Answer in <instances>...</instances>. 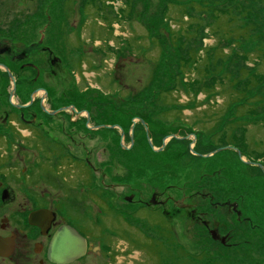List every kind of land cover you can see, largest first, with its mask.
Masks as SVG:
<instances>
[{"label":"rangeland","instance_id":"rangeland-1","mask_svg":"<svg viewBox=\"0 0 264 264\" xmlns=\"http://www.w3.org/2000/svg\"><path fill=\"white\" fill-rule=\"evenodd\" d=\"M45 2V0H0V25L8 28L14 16L16 23L22 25L33 23L30 20L35 18L34 25L40 30L44 29L47 16L52 15L56 18L55 23L59 24L57 30L62 32L65 30L68 33L70 28L72 29L70 37L67 38L71 49L83 47L89 52L90 48H93L87 41L89 38H93L95 45L109 42L111 38L110 48L114 45L118 47L122 41L126 45L132 44L133 52L127 54L118 64L115 63V59L108 61L107 69L111 70L117 65L118 70L115 72L117 78L122 79L124 85L127 84L128 90L131 89L133 92L152 91V88L156 87H171L176 90L172 94L165 93V95L172 100L167 101L169 104H183V113L177 114L174 111L173 116H180L179 118L187 123V127H191L186 129L191 133L186 139L190 141L192 153L197 144L196 136L202 131L201 128L208 131L204 136L208 139L211 137V131L219 124L220 126L229 124L227 127L231 134L233 130L235 131L238 144L242 142L245 145L243 147L245 155L241 159L243 163H264V158L260 154L264 152V0H72L64 7L57 5L62 12L61 16L54 13L58 9H53L51 13H49L50 7L41 9L40 4ZM36 6L38 7L34 10ZM63 8L70 16L67 17L63 13ZM217 20L221 23H231V28H235L234 37L239 35L240 39L228 41L223 35H219L214 29ZM52 30L56 31V28ZM110 31H115L114 35L122 37V40L114 36L110 37ZM80 37L83 43L79 42ZM85 42L87 45L84 44ZM35 46L36 49L31 47L33 53H40L43 56L44 67L51 65L50 62L53 60H50L42 50L43 45ZM77 54L70 55L75 71L81 69ZM154 64L157 72H153ZM84 69L86 70V65ZM84 72L85 79L81 81L83 78L81 74L80 76L76 74L77 81L81 84L85 81L96 84V72L91 70ZM98 76L104 79L103 73ZM106 82L101 81L102 88L103 83ZM2 84L0 80V104H7ZM9 87V92L13 95L12 87ZM232 94H234L233 99H231ZM41 95L44 96L43 93ZM143 95L142 99L146 100L148 91H144ZM17 99L14 97L13 103L18 104ZM238 101H241L240 103L248 107L251 112L241 119L251 122L246 126V130L236 129L237 126L240 127L238 124L240 121L232 117L235 113L240 116L249 113V110L235 109ZM249 101V105L246 104ZM169 104L161 107L160 110H167ZM232 122H236L237 125H232ZM25 134L27 135V132ZM107 139L112 141L109 136ZM169 141L167 140V143ZM228 142L235 146L233 139ZM103 146H106L105 141L101 143L100 139H97L92 146H88L95 149L98 147L96 150L98 162H102L106 154ZM130 146L127 144L126 148H132ZM165 146L167 147V144ZM70 149L80 157L85 155L81 146L76 147L75 150L73 147ZM36 153L39 154L38 151ZM141 155L140 152L139 157ZM42 156L37 155V160L40 161ZM223 160L224 163L218 161L213 167L205 163L203 168L205 170L206 167L211 168L213 174L203 180L199 175L200 171L204 172L201 166H189L184 169L181 162L177 161L176 169L179 173L176 178L177 184L174 186L176 191H170L168 194L172 201L185 200L198 204H170L180 208L172 222L166 221L163 215L149 214L146 211L140 222L134 223L128 229L131 236L125 239L130 247V255H139L137 264H164V258L168 261L169 256L175 258L169 264H264V242L260 241V239L264 240V216L258 207L236 201L237 209L242 213L238 216L237 211H229L228 208L218 204H211L216 200L205 192L200 191V196H206L207 199H188L189 189L191 193L197 192L206 182L209 190L217 188V194L222 192L218 190L222 182L220 177L227 178L228 168L234 167L236 162L233 155L226 156ZM185 162L189 163V160L186 159ZM56 168L58 165H44L39 180L46 175L48 169ZM239 168L234 167L233 172L238 176L237 178H241V181L255 179L256 187L262 183L255 176V171ZM122 169L124 170L113 160L110 179L104 181L96 177V184L99 187L111 181L115 182L120 178V174L117 173L119 170L121 173ZM85 170L87 167L83 163L79 167V186L76 187L80 190L54 192L51 199H62L66 204H71V200L76 197L82 202L81 204H126L124 202L126 195L129 197L135 195L136 200H152L151 196L155 189L144 187L154 186V178L144 175L143 178L127 181V176L124 183L128 186L124 187L121 183H117L115 188L112 186L113 191L106 196L101 189L95 192L87 186L91 180ZM223 173L226 175L222 176ZM127 187L128 190L125 189ZM132 188L134 192H131ZM166 192L168 191H164ZM224 200V202L233 201L235 197L228 193L227 197L224 196ZM198 215L203 216L205 224L194 221ZM208 228H211L210 231ZM211 230H218L221 237L226 238V244L214 240ZM251 239L253 242L250 241ZM245 242L252 244L251 250L248 246H243ZM202 254L203 256L197 261L195 256Z\"/></svg>","mask_w":264,"mask_h":264},{"label":"flooded vegetation","instance_id":"flooded-vegetation-1","mask_svg":"<svg viewBox=\"0 0 264 264\" xmlns=\"http://www.w3.org/2000/svg\"><path fill=\"white\" fill-rule=\"evenodd\" d=\"M36 27L33 28L36 29ZM47 28L46 25L43 30H39L41 37L36 43L31 42L29 45L30 47L36 44L43 45L42 50L50 60H53L50 62L51 65L40 67L36 64V60L31 59L22 63L20 67L36 70V79H43L42 84L53 88V92L58 93H56L58 99H61L64 94L61 87L66 77L65 64L59 56L54 54L52 47L45 45L48 39ZM70 30L67 38L71 35ZM109 36L111 37L110 33ZM67 38L66 41L69 44ZM92 39L87 40L93 47L89 52L81 47L82 53L79 57L81 69L75 71V68H72L74 83L84 93L98 91L107 96H112L119 90L121 93H127V84L124 85L122 79L117 78L115 74L118 70L117 65L111 70L107 69L108 61L115 59V63L118 64L124 58L113 57L112 48L109 45L111 38L109 42L97 45ZM79 42L83 43L82 37L79 38ZM20 44L18 41L0 39V71L7 73L9 86L13 90V95L9 92L10 87L7 90L9 95L7 104H0V264H137L139 255H130V247L125 240L131 236L128 229L134 223L140 222L146 211L149 214L163 215L166 221L172 222L180 208L170 204L198 203L185 200L172 201L169 191L161 192L160 194L163 195L161 196L156 190L152 195L155 196L154 204L150 199L136 200L135 195L124 196L126 204H81L77 197L71 200V204H66L62 199L52 200L54 192L80 190L76 187L79 186V167L83 163L87 167L85 172L91 180L87 186L92 191L96 192L100 188L107 195L110 194L113 191L112 186L115 188L118 184L105 183V186L98 187L96 177H103L104 172L106 177L109 171L97 166V148L89 147L98 139L95 133L105 129L108 130L106 133L110 138L114 134L113 130H116L114 132L121 135V141L127 144L126 127L98 120L97 117L100 119L102 115V112L96 113L99 107L83 109L72 105L54 107L51 102L55 96L50 95L44 87L33 91L23 102L17 93L16 77L8 67L15 64L16 60H24L25 54L12 55V51L19 49V46L22 47ZM84 44L87 45L86 42ZM114 48L119 49V47ZM30 53L33 54V51ZM38 56L41 59L43 57L41 54ZM84 65L86 70L96 72V84H89L86 81L81 84L77 81L76 74L79 76L81 74L83 77L81 81L85 79ZM2 67H6L9 72ZM9 73L15 80V87ZM100 73L104 74V79L98 76ZM25 76L29 80L35 79L31 70L26 71ZM114 79L115 82H113ZM102 80L104 82L107 80L106 84L103 83V88ZM117 80L124 86L122 90L118 89ZM39 93H43L44 96ZM14 97L18 98V104L13 103ZM104 116L109 121L112 117L111 110L105 112ZM138 122L133 120L131 129H135ZM146 131L148 134L147 127ZM168 138L163 140L164 144L160 148L155 147L149 140L152 150L163 151L165 144H168ZM80 146L84 149V157L71 152L70 147L75 150ZM37 155H43L40 161L37 160ZM108 156L110 154L106 151L104 159ZM46 164L58 165V168L48 169L46 175L39 180L41 170ZM121 177V184L124 187L128 186L124 183L127 177L125 169L121 170ZM128 188L125 189L128 190ZM211 204H227L226 208L232 211L228 204L233 203L212 202ZM194 221L205 224L203 216L200 215L196 216ZM210 229L208 228L209 231ZM66 230L69 231L71 245H68V249H64L68 256L59 261L56 259L58 255L55 250L56 242ZM174 260L175 258L169 256L168 261L164 258V264L172 263Z\"/></svg>","mask_w":264,"mask_h":264},{"label":"trees","instance_id":"trees-1","mask_svg":"<svg viewBox=\"0 0 264 264\" xmlns=\"http://www.w3.org/2000/svg\"><path fill=\"white\" fill-rule=\"evenodd\" d=\"M46 2L43 4H40L41 9H47L49 8V13L51 11H54L55 14H58L61 16L62 12L59 8H57V5H62L64 7L65 4H69L72 0H45ZM69 2V3H68ZM61 3V4H60ZM86 3V2H85ZM84 3V5H85ZM87 4V3H86ZM63 13H65L68 17L69 12L67 13L65 9L63 8ZM70 16V15H69ZM15 19V16H14ZM12 20L10 23V26L8 28L3 27L0 25V39H9L12 41H18L20 42L21 46H19V49L16 51H12V55L14 54H25L26 56L23 58L24 60H16L15 64H11L8 66L11 71L13 72L14 76L17 80V93L22 98L23 102L26 101V99L29 98V95L35 91L36 89L40 87H44L47 89L48 93L54 97L51 104L54 107H63V106H76L81 109L84 107H99V110L96 111V113L102 112V115L98 120H101L103 123H111L113 125L120 124L123 127H126L125 133H126V142L128 145H131L132 139H133V145L132 148L129 150L123 149L121 146V135L119 133H116L113 130V135L111 137L112 141H108V134L106 133L108 130H101L100 132L95 133V137L100 139L101 143L105 141L106 146L104 147V151L108 152L110 156L106 157L102 162H98L97 166L101 167L102 170L109 171L107 176L105 177L106 173L104 172L103 177L97 176L100 180L106 181V179H110L109 175L111 173L112 168V161L114 160V163L117 165H121L126 171H127V181L130 179H139L143 178L142 176L147 175L150 178H154L155 185L154 186H146L144 188H152L159 192V195L161 192L164 191H173L175 184H177V175L178 171L176 169L177 161L179 160L182 164V167L184 169H187L189 166H201L203 168L204 164L206 163L208 166L213 167L216 162L221 161L224 163V160L226 156L233 155L235 158L234 167L235 168H246L248 170L255 171V176L257 177L258 181H261L262 183L256 187V183L254 181H257L254 179L252 181L251 179H245L241 181V178H237L238 176L234 174V167L231 166L228 168V177H223V179L220 177L221 185L219 186L218 190H222V192H219L220 194H217V188H213L212 190L208 189L207 182L205 185L202 186L197 192L191 193L189 189V198L190 200H198V198H204L207 199L206 196H200L202 192L207 193L211 198L213 197V200H216V202H224V196L227 197L228 193L234 195L235 200L230 201L227 200L230 203H237L236 201H239L241 203H247L250 205H254L255 207H258L262 216H264V163H251V162H245L241 160V157L243 158L244 144L239 145L236 138V133L233 130L232 134L230 133V130L228 129V125L225 126H217L211 131V137L208 139L205 138L206 131L205 128H201L202 131L199 132L196 136V146L194 147V153L190 150V141L185 139L186 136L190 135L191 133L186 130L187 123L184 120H181L180 116H173L174 111L177 112V114L183 113V104L177 105L176 103L169 104L167 101L171 102L172 100L167 98L165 93H174L176 90H174L171 87H156L152 88V91L150 90H143L148 91L147 99L143 100L142 97L143 92L135 91L133 92L131 89L128 90L127 93H121L120 90L112 96L104 95L100 92H94L90 91L87 93H84L80 90L78 86L74 83L73 76H72V68L74 67L72 65V61L70 58L71 54L78 53L79 57L81 56L82 49L81 48H70L69 44L66 41L67 38V32L64 30V32L57 30V27L59 24L55 23V19L52 15H48L45 21L44 26H48L46 36H47V43L45 42V45H49L52 47L55 51L54 54L59 56L65 66H64V75L65 81L63 82V86L61 87L64 90V94L61 97V99H58L57 92H53V88L45 87L42 84L43 79H39L35 77L36 70L31 68H23L20 67L22 63L28 62L31 59L36 60V64L40 67H44L45 64L42 61V59L38 56V54H31V51H34L30 47V43H36L38 39L41 37V33L39 30L34 29L33 27L36 26L34 23H36L35 18L33 20H30L33 23H27L25 25L17 24L16 20ZM56 28V31H53L52 29ZM217 33L220 35H223V37L226 40L231 39H240V36H235L234 29L231 28V23L227 22H220V20H217L215 22V27ZM43 30V29H40ZM114 30V29H113ZM237 31V30H236ZM115 31H110L111 37L114 36V38L122 40V37H117L114 35ZM152 42H154L152 38ZM119 49L112 48V55L113 57H119L124 58L127 54H131L133 52V46L132 44L126 45L124 41L120 42ZM172 43V41L170 42ZM37 45V44H36ZM156 45V44H154ZM36 46L34 45L33 48ZM222 55V54H220ZM216 57V54H214ZM38 61V62H37ZM155 63V62H154ZM63 64V63H62ZM155 64L153 65V72H157V69L154 68ZM31 70L33 72V75L35 79H27L25 76L26 71ZM1 74V82L3 83V89L4 93L6 94L7 100H8V94L7 90L9 88V78L7 73L0 71ZM155 75V73H154ZM115 82V79L113 80ZM118 89H121L122 84L119 80L116 81ZM115 84V83H114ZM117 89V90H118ZM122 90V89H121ZM124 92V91H123ZM57 93V94H56ZM234 94H232L231 99H233ZM239 100H241L239 98ZM241 101H238L236 103L235 109H245L246 111L249 110L248 107H245V105H242L243 103H240ZM250 101L246 104L249 105ZM168 105L167 110H160L161 107ZM178 106V108H177ZM252 111L254 112L253 107L251 106ZM111 110V119L108 121L105 119V112L108 110ZM235 111V110H234ZM234 114V112H233ZM251 114L250 110L249 113H243V116L237 115L235 113L234 116H232L234 119L239 120L238 123L240 125L237 126L236 129H247L246 126L250 125L251 122L248 121H241L243 117L248 116ZM238 116V117H235ZM138 119L139 122L136 124L135 129L133 130V133L131 134V126L133 124V120ZM85 120V119H84ZM184 122V123H183ZM238 122V121H237ZM145 125H144V124ZM233 123V124H232ZM232 125H237L236 122H232ZM230 124V125H231ZM148 128V134L146 131V127ZM191 128V127H189ZM235 128V127H233ZM84 130V129H83ZM188 131V132H187ZM149 135V136H148ZM176 136V138H172L168 144L167 147L161 151V152H154L149 144V140L152 141L153 145L155 147L160 148L163 144V140L165 138ZM233 139L235 142V146L233 144L229 143L228 140ZM99 148L101 145L98 146ZM97 147V149H98ZM227 147H234L235 149H225ZM106 149V150H105ZM219 149H225L221 152L216 153L212 157H206L214 152H216ZM141 152V157H139V154ZM238 152H240L241 157L238 155ZM262 157L264 158V152L260 153ZM246 156H248L246 154ZM188 157V158H187ZM188 159V162H185V160ZM261 160V159H260ZM256 164V165H255ZM222 165V164H221ZM224 165V164H223ZM227 166V165H226ZM239 166V167H238ZM239 168V169H240ZM204 169V168H203ZM123 170V169H122ZM226 170V169H225ZM120 172V170H119ZM120 178L116 180L115 182L111 181L110 183L117 184L122 183V177L121 173ZM140 172V173H139ZM233 174H230V173ZM213 174L211 168L204 169V172L200 171V178L203 180L205 177H208L209 175ZM226 174L223 173L222 176H225ZM216 175H218L216 173ZM247 180V181H246ZM196 182V179H194ZM201 181V180H200ZM125 182V181H124ZM142 185V184H141ZM218 185V182L216 186ZM137 186V185H134ZM206 187V188H205ZM256 187V188H255ZM132 188L131 192H134ZM100 190L97 189V191ZM215 190V191H214ZM212 191V192H211ZM235 191V192H233ZM103 195L107 196V193H103ZM105 196V197H106ZM136 197V196H135ZM186 199V198H185ZM224 202V203H228ZM254 202V203H253ZM253 203V204H251ZM219 206H222L226 208L227 204H218ZM195 211V209H194ZM240 211V210H239ZM241 212V211H240ZM242 215V213H241ZM247 221V219H246ZM250 241L253 242V239ZM260 241H263V239H260ZM243 246H248L249 249H252V244L250 242H245ZM264 248V244H263ZM204 254V252H203ZM195 256L197 261L203 256Z\"/></svg>","mask_w":264,"mask_h":264},{"label":"water","instance_id":"water-1","mask_svg":"<svg viewBox=\"0 0 264 264\" xmlns=\"http://www.w3.org/2000/svg\"><path fill=\"white\" fill-rule=\"evenodd\" d=\"M2 68H4L6 71L9 72V70L6 67H2ZM9 76H10V78H11L13 84H14V87H15V80H14V78L12 77V75L10 73H9ZM165 143H166V140H165ZM151 146H152V144H151ZM225 149H228V148H225ZM225 149H219L216 152H214L213 154H211L210 156H213L216 153L221 152V151H223ZM238 155L241 157L240 152H238ZM154 199H155V196L152 197V201H151L152 204H154ZM230 206H232V208H233L234 211H237V207H238L237 204H232ZM237 213H238V216L241 215V212L237 211ZM68 235H69V231L66 230L57 239L56 249L55 250L58 252V255L56 256V259L59 260V261L62 260V259H64V258H66L68 256L67 251H64V249L65 250L68 249V245L69 244L71 245V240H69L70 239V236H68ZM211 235H212V238L214 240L221 241L222 244H226V238L225 237H221L216 231H211Z\"/></svg>","mask_w":264,"mask_h":264}]
</instances>
